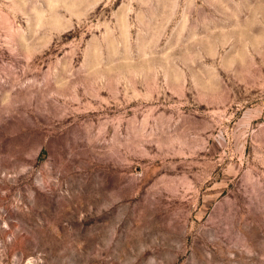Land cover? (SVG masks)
<instances>
[{"label": "rangeland", "instance_id": "rangeland-1", "mask_svg": "<svg viewBox=\"0 0 264 264\" xmlns=\"http://www.w3.org/2000/svg\"><path fill=\"white\" fill-rule=\"evenodd\" d=\"M0 264H264V0H0Z\"/></svg>", "mask_w": 264, "mask_h": 264}]
</instances>
